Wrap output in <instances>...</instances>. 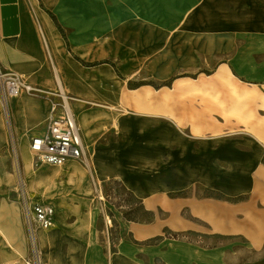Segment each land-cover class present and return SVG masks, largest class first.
<instances>
[{
    "label": "rangeland",
    "instance_id": "rangeland-1",
    "mask_svg": "<svg viewBox=\"0 0 264 264\" xmlns=\"http://www.w3.org/2000/svg\"><path fill=\"white\" fill-rule=\"evenodd\" d=\"M25 5L34 19L35 13L44 16L66 59L64 66L90 79L88 84L67 87L69 92L64 88L67 103L78 104L72 108L87 152L81 160L72 161V168L66 162L62 166L33 162L28 146L18 148L19 135L11 133L10 117L6 120L0 104L9 138L6 150L1 152L6 155L4 174L9 178L4 184L10 188L1 194V200L16 214L13 219L0 216V264H12L23 254L26 244L24 226L11 193L18 180L31 193H41L53 202L64 190L68 202L82 209L64 216L62 206L56 205L57 218L64 224V218L73 221L93 216L106 247L107 236L100 234V224L110 219V251L120 235L133 247L156 245L158 235L177 239L172 218L188 214L186 209L174 208L173 198L175 190L189 185L190 180L174 178V134L189 144L210 135L236 139L247 136L264 142L258 127L238 121L239 107L246 98L239 97L235 88L237 83L262 93L256 83L264 81V0H30ZM46 30L49 34L48 27ZM38 35L42 63L54 82L51 87L35 83L32 78L36 74L23 75L7 68L3 62L10 61L8 50L0 66L42 90L15 97L28 95L49 105L60 101L57 92L61 91L53 70L57 62L49 51L50 45ZM26 45L32 46L29 62L39 64L35 43ZM15 97L8 98V112ZM259 104L258 99L251 102L262 124L264 107ZM228 107L232 108L230 114ZM141 136L149 146L143 171L147 177H131V164L136 173H142L140 162H129L136 154L135 140ZM86 162L91 164L89 172ZM55 172L58 174L49 178L48 174ZM72 172L82 173V184L76 182ZM124 178L135 187L139 183L147 189L141 200ZM251 217L246 213V218ZM130 225H155L151 234L158 235L138 241L133 230L128 231L126 226ZM2 229L6 234L11 229L18 230L21 246L12 238L8 240ZM45 232L40 231L41 238H46ZM54 244H47L45 249L40 246L43 264H55Z\"/></svg>",
    "mask_w": 264,
    "mask_h": 264
},
{
    "label": "crops",
    "instance_id": "crops-1",
    "mask_svg": "<svg viewBox=\"0 0 264 264\" xmlns=\"http://www.w3.org/2000/svg\"><path fill=\"white\" fill-rule=\"evenodd\" d=\"M26 2L30 3V0H0V35L3 36L0 39V59L7 57L6 50L10 59L9 62L1 61L14 72L23 75L36 74L32 78L35 83L51 87L54 82L42 63L43 54L38 44L40 33L45 43L50 45L49 51L52 50V56L56 58L57 66H53L54 77L57 72L65 89L74 85L88 84L90 79L85 74H73L64 66L66 59L60 53L58 41L50 32L44 16L35 13L34 19L25 5ZM46 27L49 28V34ZM29 42L32 45L33 42L35 43V53L41 61L35 66L29 62L32 58L30 51L32 46L26 45ZM257 82H261L256 85L261 87L262 93L248 89L245 85L239 87L235 83L238 96L246 98L242 107H239L238 121L251 128L258 127L264 134V123L261 124V119L255 114L251 105L253 100L258 99L259 105L264 107V81ZM72 103L69 107L78 124V118L72 108V105L75 108L78 104ZM228 109L230 114L232 108L228 107ZM48 111L49 105L44 100L28 95L11 99L10 128L12 134L19 135L20 150L21 146L29 147L31 135L39 134L43 130ZM221 113H224V110H221ZM79 132L86 154V143L80 126ZM174 137L176 138L172 151L174 178L190 180L189 185L175 190L177 194L173 198L174 208L186 209L188 214V217L179 214L178 217L172 218V230L179 234L177 239L162 238L157 234L158 232L152 235V230L156 229L155 225H130L126 227L128 231L133 230L136 240L143 241L158 235L159 242L156 245L140 244L133 247L123 240V235H120L116 243L112 242L115 248L110 251L109 237L106 247L102 242V236L98 233L97 219L93 216L90 215L89 219L80 218L73 221L64 218V224L60 222L57 218V206H62L64 216L74 210L82 209L79 205L68 202V198L63 194L64 190L56 202H53L41 193L34 194L26 189L35 198L50 202L55 209L54 226L48 230L39 229L37 232L39 247L40 239L45 240V246L55 242L52 248L55 264H156V258L158 264H264V142L254 141L247 136L236 139L214 138L210 135L189 144L183 142L176 133ZM8 142V131L0 109V216L8 215L13 219L16 217L14 209L5 208L1 200V194L10 190L6 187L9 185L4 184L9 179L4 174L6 155H1L2 150H6ZM135 142L136 154L129 162H140L142 173H136L133 164L129 165L128 170L131 177L146 176L143 171H146L145 157H148L149 146L142 136ZM72 161L74 160L66 161L67 167H73ZM128 184L132 188L131 192L141 200L147 189L139 183L137 189L133 184L129 182ZM17 207L20 213L19 206ZM86 210L83 209V212ZM246 213L252 216L251 219L246 218ZM21 220L23 223L22 216ZM100 228H102L100 234H103L104 238V222L100 224ZM40 231H47L43 234L46 238L40 237L42 235ZM4 233L8 240L12 238L19 247L21 246L18 230L11 229L10 234H6L5 231ZM150 234L151 236H147ZM26 250L25 244L24 252L19 256L25 255ZM106 252L109 253L108 256Z\"/></svg>",
    "mask_w": 264,
    "mask_h": 264
},
{
    "label": "built area",
    "instance_id": "built-area-1",
    "mask_svg": "<svg viewBox=\"0 0 264 264\" xmlns=\"http://www.w3.org/2000/svg\"><path fill=\"white\" fill-rule=\"evenodd\" d=\"M0 104L6 120L9 118L7 109L8 98L21 93L42 92L28 83L23 77L12 72H5L0 66ZM59 102L51 101L43 130L29 138V152L32 161L38 164L55 166L63 165L67 160H81L85 156L79 126L71 111L67 98L57 92ZM10 135V139H11ZM9 143V142H8ZM13 200L17 203L23 219L26 233V254L19 256L12 264H43L38 243V230H48L54 226L55 209L50 202L35 198L18 180L13 189ZM105 235L111 220H104Z\"/></svg>",
    "mask_w": 264,
    "mask_h": 264
},
{
    "label": "bare ground",
    "instance_id": "bare-ground-1",
    "mask_svg": "<svg viewBox=\"0 0 264 264\" xmlns=\"http://www.w3.org/2000/svg\"><path fill=\"white\" fill-rule=\"evenodd\" d=\"M48 30H49V28H48ZM65 73V72H64ZM66 74V73H65ZM74 77V76H73ZM55 79H56V82H57V85H58V88H59V90L61 91V95L66 99L67 98V96H66V92H65V87L61 84V82H60V78L58 77V74H57V72L55 73ZM70 160H73V159H70ZM62 166V165H61ZM72 166H74V165H72ZM90 167H91V164L89 163V162H86V168H87V171H88V169L90 170ZM29 170V169H28ZM89 172V171H88ZM52 174H58V173H51V174H48L49 175V178H51V175ZM71 175H76V177H75V180H76V182L78 183V184H82L83 183V177H82V173H79L78 175L75 173V172H72V173H70ZM118 175H120V176H122L120 173H118ZM99 176H100V174H99V171H98V178H99ZM37 177V176H36ZM123 177V176H122ZM39 178V177H38ZM55 178H57V176L55 177ZM42 179V178H41ZM93 179H95V182L96 183H98L99 182V179H96V177H94L93 176ZM40 181V180H39ZM1 232V231H0ZM47 242V241H46ZM52 242V241H51ZM38 243H39V241H38ZM49 243V242H48ZM45 245H46V243H45V240H43V239H40V246H41V248H45ZM40 248V247H39Z\"/></svg>",
    "mask_w": 264,
    "mask_h": 264
}]
</instances>
